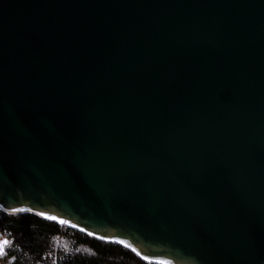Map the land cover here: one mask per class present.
Segmentation results:
<instances>
[{
    "label": "water",
    "instance_id": "water-1",
    "mask_svg": "<svg viewBox=\"0 0 264 264\" xmlns=\"http://www.w3.org/2000/svg\"><path fill=\"white\" fill-rule=\"evenodd\" d=\"M0 211L264 264V0H0Z\"/></svg>",
    "mask_w": 264,
    "mask_h": 264
},
{
    "label": "trees",
    "instance_id": "trees-1",
    "mask_svg": "<svg viewBox=\"0 0 264 264\" xmlns=\"http://www.w3.org/2000/svg\"><path fill=\"white\" fill-rule=\"evenodd\" d=\"M1 264H151L107 243L32 214L0 211Z\"/></svg>",
    "mask_w": 264,
    "mask_h": 264
},
{
    "label": "snow or ice",
    "instance_id": "snow-or-ice-1",
    "mask_svg": "<svg viewBox=\"0 0 264 264\" xmlns=\"http://www.w3.org/2000/svg\"><path fill=\"white\" fill-rule=\"evenodd\" d=\"M49 219H55V217H49ZM5 244H7V241L0 243V254H3Z\"/></svg>",
    "mask_w": 264,
    "mask_h": 264
},
{
    "label": "rangeland",
    "instance_id": "rangeland-1",
    "mask_svg": "<svg viewBox=\"0 0 264 264\" xmlns=\"http://www.w3.org/2000/svg\"><path fill=\"white\" fill-rule=\"evenodd\" d=\"M1 264V263H0Z\"/></svg>",
    "mask_w": 264,
    "mask_h": 264
}]
</instances>
